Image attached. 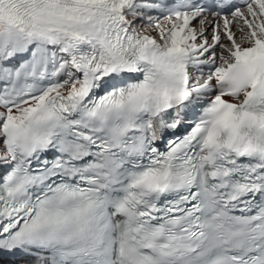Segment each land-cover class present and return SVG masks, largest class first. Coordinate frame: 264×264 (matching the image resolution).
<instances>
[{"label": "snow or ice", "instance_id": "1", "mask_svg": "<svg viewBox=\"0 0 264 264\" xmlns=\"http://www.w3.org/2000/svg\"><path fill=\"white\" fill-rule=\"evenodd\" d=\"M0 264H264V0H0Z\"/></svg>", "mask_w": 264, "mask_h": 264}]
</instances>
